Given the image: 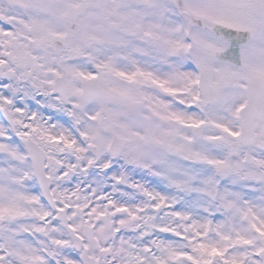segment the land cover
I'll list each match as a JSON object with an SVG mask.
<instances>
[{"label":"snow or ice","instance_id":"1","mask_svg":"<svg viewBox=\"0 0 264 264\" xmlns=\"http://www.w3.org/2000/svg\"><path fill=\"white\" fill-rule=\"evenodd\" d=\"M0 264H264V0H0Z\"/></svg>","mask_w":264,"mask_h":264}]
</instances>
